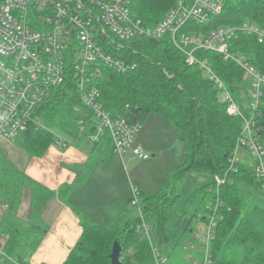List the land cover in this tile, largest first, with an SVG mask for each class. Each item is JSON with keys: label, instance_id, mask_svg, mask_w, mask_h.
<instances>
[{"label": "trees", "instance_id": "16d2710c", "mask_svg": "<svg viewBox=\"0 0 264 264\" xmlns=\"http://www.w3.org/2000/svg\"><path fill=\"white\" fill-rule=\"evenodd\" d=\"M178 1L135 0L132 12L143 25L151 27ZM247 22L264 28V0H225L221 14L209 25L189 27L203 33L224 26L239 27ZM229 51L244 56L264 74V44H259L255 37L240 35L229 43ZM120 54L136 67L125 73L104 68L98 80L103 108L113 118L141 125L150 116L158 115L178 130L184 148V163L172 172L159 191L152 194L138 189L145 219L152 226L153 244L166 256L165 264L203 261L205 250L210 254V264H264V207L249 198L252 192L263 198L264 194L252 161L239 163L238 172L231 174L225 184L217 187L214 181L196 189L184 210L176 209L182 196L181 185L189 175L215 178L226 174L229 158L242 134L243 119L226 114L217 88L204 78L199 66L186 63L185 56L169 37L132 40L124 44ZM196 56L212 64L244 115L254 114L257 137L264 145V97L257 111H253L249 94L252 82L242 80L239 66L213 52H198ZM79 95L73 82L51 89L36 109L37 122L16 140L6 141L16 144L30 158L44 157L58 143L64 146L60 149L74 146L88 154L90 172L97 163L107 160L112 139L105 135L99 143L89 140L94 133L95 116ZM88 178L89 173L56 191L51 190L14 166L7 152L0 149V200L7 202L12 216L1 224L8 240L0 264H31V257L49 232V227L41 221L47 202L58 198L67 203L70 193L84 186ZM26 188L31 192L28 220L18 217ZM77 214L82 235L64 264H112L110 255L115 242L123 249L122 264H157L150 240L138 230L140 220L134 210L129 219L112 227L94 223L79 211ZM213 218L217 224L209 244L206 236H203L204 244L196 241L193 233L200 226H208ZM191 245L200 250L189 249Z\"/></svg>", "mask_w": 264, "mask_h": 264}, {"label": "built area", "instance_id": "2783aa9c", "mask_svg": "<svg viewBox=\"0 0 264 264\" xmlns=\"http://www.w3.org/2000/svg\"><path fill=\"white\" fill-rule=\"evenodd\" d=\"M135 0H2L0 4V138L14 141L37 122L36 109L48 97L49 91L73 82L81 102L95 116L94 133L89 136L99 143L105 135L112 139V151L121 157L129 152L143 160L149 159L134 145L141 131L140 123L113 118L100 103L98 80L104 68L118 73L133 70L120 54L124 44L135 39L161 40L169 37L185 56L189 66H199L219 91L226 114L243 119L242 134L229 158V168L216 180L217 187L225 184L231 174L238 172L239 151L244 149L254 164L255 176L264 194V145L257 137L254 114L245 118L240 105L213 71L208 60L197 58L198 52H213L226 62L241 67L252 88L251 109L257 111L264 97V74L248 63L244 56L229 51V43L245 35L264 44V28L245 23L239 27L224 26L200 32L190 25H209L219 16L225 0H179L177 5L156 25L145 26L132 12ZM257 115V114H256ZM59 147H64L58 143ZM130 206L140 220L138 230L152 244L157 264H165L166 256L153 244L152 226L145 219L139 190L133 189ZM213 218L208 226L193 233L200 234L209 244L216 227ZM208 242V243H207ZM205 243V239L203 242ZM189 249L194 250L191 245ZM205 250V248H204ZM210 264V254L204 251L203 261Z\"/></svg>", "mask_w": 264, "mask_h": 264}, {"label": "crops", "instance_id": "0c3cea01", "mask_svg": "<svg viewBox=\"0 0 264 264\" xmlns=\"http://www.w3.org/2000/svg\"><path fill=\"white\" fill-rule=\"evenodd\" d=\"M2 142H4L3 145ZM5 142V139L0 138V149L5 150ZM109 152L114 154L111 148ZM20 153L18 155L15 152H7L12 164L24 171L28 177L51 190L56 191L89 173L87 183L74 189L67 203L61 202L58 198L47 202L41 213V221L49 227V232L31 257V264L65 263L82 235L83 229L78 211L88 216L94 223L101 225L107 222L113 225L125 222L133 214V209L129 206L131 194L129 192L116 194L115 188L111 186L117 180L118 172L114 171L117 160H110L108 157L104 162L97 163L89 172L88 154L71 145L64 149L54 145L42 158H30L22 151ZM124 171L125 169L122 168V173ZM122 180L125 181L123 177ZM30 211L31 192L26 188L18 217L28 220ZM11 217L7 202L0 200V257L8 240V236L1 231V224ZM194 246L195 250H198L196 245Z\"/></svg>", "mask_w": 264, "mask_h": 264}, {"label": "rangeland", "instance_id": "374dc122", "mask_svg": "<svg viewBox=\"0 0 264 264\" xmlns=\"http://www.w3.org/2000/svg\"><path fill=\"white\" fill-rule=\"evenodd\" d=\"M210 65L212 66L211 63ZM200 70L202 71L204 78L209 81L206 73L202 69ZM241 70L243 71L242 80L244 82L248 81L249 79L246 78L245 71L242 68ZM213 71L215 72L214 69ZM211 84L215 87L213 83ZM245 118L248 117L246 116ZM5 143V150L7 152H15L18 155L21 154L20 152L22 150L16 144L7 141ZM3 144L4 142H2V145ZM134 145L136 147H140L144 154L149 156V159H140L133 156L131 152L123 157L118 154L115 155V153L110 154L109 156L110 160H117L115 161L114 165V171L118 172L117 180L114 184H111V186L115 188L116 194H128L129 192L131 197H133V189H142L152 194L156 193L164 186L166 181L172 175V172L177 167L182 165L185 160L184 148L179 141L178 130L172 127L165 119L158 115H152L146 119V121L142 124L141 131L136 136ZM19 150L21 151L19 152ZM239 157L241 160L247 163L251 162L247 152L244 149L239 151ZM122 168L125 169L123 173ZM122 177L125 179V181L122 180ZM218 179L219 177L214 178L208 175H189L181 185L182 196L176 204V209L178 211H183L187 199L196 189ZM249 198L253 202L259 204L261 207H264V198L259 193L252 192ZM112 225V223L107 222V224L104 226L112 227ZM200 236V240L203 242L204 238L201 234ZM197 249L200 250L198 247ZM192 262L194 263V261Z\"/></svg>", "mask_w": 264, "mask_h": 264}, {"label": "water", "instance_id": "95a60500", "mask_svg": "<svg viewBox=\"0 0 264 264\" xmlns=\"http://www.w3.org/2000/svg\"><path fill=\"white\" fill-rule=\"evenodd\" d=\"M122 251H123L122 246L118 242H115L112 249V254L110 255L112 264H122L121 261Z\"/></svg>", "mask_w": 264, "mask_h": 264}]
</instances>
